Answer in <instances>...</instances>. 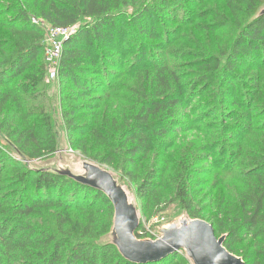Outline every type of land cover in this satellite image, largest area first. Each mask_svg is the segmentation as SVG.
Wrapping results in <instances>:
<instances>
[{
  "label": "trees",
  "instance_id": "obj_1",
  "mask_svg": "<svg viewBox=\"0 0 264 264\" xmlns=\"http://www.w3.org/2000/svg\"><path fill=\"white\" fill-rule=\"evenodd\" d=\"M179 1L184 0H0V130L14 149L26 160L57 151L49 112L41 103L31 105L38 98L43 102L46 96L45 36L40 22L53 27L75 26L62 43L57 76L59 85L63 80L72 85L62 97L70 102L62 112L64 130L71 144L75 135L79 137L74 144L88 160L131 176L128 168L146 158L154 144L169 154L179 146L181 136L193 129L192 123L175 120L176 112L181 108V115L188 118L186 107L199 95L207 105L202 112L207 114L205 118L212 116L215 128L225 132L221 138L214 135L207 147L226 149L230 142L225 136L233 127L228 123L237 116L223 111L224 103L231 97L230 103L238 104L226 80L256 51L264 55V15L250 19L264 0H223V10L209 14L213 20L207 23L210 27L232 22L238 11L248 18L238 27L227 59L213 53L193 56L194 52L186 50L189 59L170 66L156 62L151 52L153 56L158 52L149 50L152 42L148 40L161 37L157 24L160 11ZM133 44L138 47L135 60L126 66L127 76L122 77L109 66L117 64L120 69ZM127 78L131 79L125 86L127 103L110 114L108 102L116 97L119 81L122 85ZM196 88L200 94H195ZM260 109L264 119V102ZM227 115L232 120L224 122ZM87 140L93 149L102 151L90 153ZM180 146L178 158L171 161L172 194L180 208L191 218H207L216 236L226 234L225 248L241 256L245 264H264V143L257 147L259 152L239 145L236 153L248 156L246 168L240 170L242 185L236 201L218 202L216 208H227L219 213L196 209L204 208L197 207L199 183L192 180L199 147ZM117 158L125 169L114 162ZM3 174L7 179H2ZM159 176L156 166L148 170L138 191L147 195ZM2 181H9L11 188L0 194V264H135L124 259L114 245L95 241L111 227L109 213L106 221L96 225L94 234L92 227L71 216L70 210L82 205L83 192H93L94 200L112 208L101 192L51 171L32 170L8 146L0 144V184ZM5 187L1 185L0 191ZM44 216H53L56 225L45 224ZM240 234L253 240L245 255L232 245ZM178 254L143 264H182Z\"/></svg>",
  "mask_w": 264,
  "mask_h": 264
},
{
  "label": "rangeland",
  "instance_id": "obj_2",
  "mask_svg": "<svg viewBox=\"0 0 264 264\" xmlns=\"http://www.w3.org/2000/svg\"><path fill=\"white\" fill-rule=\"evenodd\" d=\"M223 5V0H184L168 5L166 9L160 11V19L157 21L159 26L158 32H160L161 37L159 39L148 40V42H152L149 50L158 52L154 56L151 52V56L158 60L156 62H161L163 64L167 63L170 64V66L189 59L185 57L187 54L185 52L186 50L194 52L195 55L193 56L213 53L223 60L227 59L230 55V48L238 33V27L241 23L246 22L248 18H246L243 11H238L236 16L233 17L235 19H231L232 22L214 27L207 25L208 22H213L209 14L215 11H222ZM225 11L227 12L226 8ZM255 15L256 14L250 17V19H253ZM43 33L45 36L44 30ZM161 43L164 44V47L159 49ZM131 48L133 51L125 55V62L120 69V66L117 64L109 66L112 70L116 69L115 71L117 74H122V77L127 76L125 73L126 66L131 61L133 62L135 60L134 50L138 49V47L136 44H133ZM115 58L119 59L118 56H115ZM39 59L42 60L40 55ZM228 77L226 85L230 89L231 96L234 95L236 97L235 100H238V104H231V97L224 103L223 111H226L230 115L236 114L237 116L235 121L228 123L232 124L233 127L227 131L225 136L230 142V145H228L226 149H212L207 147L214 135H219L221 138L225 135V132L215 128L214 124L216 123L212 116L208 115L209 117L205 118L207 114L204 115L202 112L207 108V105L204 104L205 98L199 95L195 97L193 105L186 107V113H189L188 118H184L181 115L183 111H181V108L176 112L177 116H175L177 119L175 120L179 118L193 125V129L186 131L185 134L181 136L179 146L170 150L169 154H165L163 147L154 144L155 148L152 149L146 158L128 168L129 171L131 170L132 175L127 176L123 175V172L120 170H114V168L106 164L88 160L81 153V148L74 144V140H76L75 142L79 141L78 136L75 135L72 138L71 144L68 134H66L64 130L65 120L62 117L63 108L69 105L70 102L62 101V97L72 89V85L65 80L59 85L57 74L51 79L46 73L43 89L46 96H44L43 102L38 98L35 102H31V105L34 104L35 106L36 103H41L49 112L52 120V129L57 137L58 150L54 154L44 158L30 161L23 160L22 163L34 170L66 168L75 173H81V163L83 161H89L108 169L125 188L129 199L136 207L139 217V226L135 233L140 235V239L148 238L154 240L159 237V228L162 226L177 222L179 218L184 216L191 218L184 209L180 208L178 201L172 194V162L176 161L178 158L182 151L180 144L183 143L184 147H199V153L197 154L196 152L199 158L196 160L197 163L194 167L192 180L199 183L195 190L196 194H199L198 198L195 200V202L197 200L199 201L197 207L204 208L196 209H202L203 211H209L211 213L223 212L224 209L227 208H216V205L219 201L222 202L225 201V199L230 202L237 200L242 185L240 170L246 168L245 164L248 162L245 161L248 156L241 153V151L238 154L236 153L237 150H240V148H238L239 145H243L244 149L259 152V148L257 147L264 143V119L261 113L262 109H260V105L264 102L263 53L260 50L256 51L251 57L248 59L246 58L241 66L234 69L233 76ZM109 78L111 81H114L113 76H109ZM130 81L131 79L127 78L122 85H119L121 82L119 81V90L116 93V97L108 102L110 114L114 113V111L116 112L123 104L126 105L127 100L125 99L127 91L125 86H127ZM200 92V88H196L195 94H200ZM41 97H43V93ZM209 110L210 109H207L208 114ZM110 114L108 113V118H110ZM227 117L229 116L227 115L224 121V117L222 116L224 122H227L226 120H232V118ZM249 126L251 129H248ZM2 138L10 142L5 136V133L0 130V140ZM87 141L86 147L90 153L102 151L100 149H93L91 146L92 143H90L89 140ZM0 144H2L1 141ZM11 146L13 145L11 144ZM253 153L249 154L250 158L253 157ZM221 156L223 157L222 160ZM114 162L122 169L126 168L122 159L117 158ZM154 166H156V170H159L160 176L156 178V184L152 191L147 195H142V192H139L137 187L145 173L148 170H153ZM166 167H168L167 170L163 171ZM5 176L6 174H3L2 179H7ZM8 182L2 181L0 186L6 187L0 191V194L9 192L11 187ZM81 197L82 205L73 207V209L70 210L71 216L81 223L92 227L91 231L92 234H94V232H96V227H98L96 225L106 221L108 213L110 214L109 218L111 216L112 220L113 209L106 205H102L99 200H94L93 192H83ZM11 200H13V198L9 201ZM90 202H92V204H88ZM205 220L207 221V218H205ZM42 221L47 225H56L53 216H44ZM110 230L111 227L106 233L98 236L95 241L102 242L103 244H111ZM217 237H219L218 234ZM252 243L253 240L250 236L246 237L244 234H240L232 245L239 250L240 255H245L250 251ZM176 252L179 253V257L177 258L183 260L182 264H184L185 261L191 264L183 250Z\"/></svg>",
  "mask_w": 264,
  "mask_h": 264
},
{
  "label": "water",
  "instance_id": "obj_3",
  "mask_svg": "<svg viewBox=\"0 0 264 264\" xmlns=\"http://www.w3.org/2000/svg\"><path fill=\"white\" fill-rule=\"evenodd\" d=\"M262 15H264V5L259 8L255 17ZM0 141L2 145L11 149L16 158L21 161L26 160L5 138ZM81 169V173L66 168L42 170L51 171L93 188L109 200L113 208L110 243L128 262L135 264L155 262L171 253L183 250L191 264H245L242 257L225 248L226 234L217 237L212 225L201 218L184 216L177 222L159 228L160 235L154 240L138 238L135 233L139 226L136 207L113 173L89 161H83Z\"/></svg>",
  "mask_w": 264,
  "mask_h": 264
},
{
  "label": "built area",
  "instance_id": "obj_4",
  "mask_svg": "<svg viewBox=\"0 0 264 264\" xmlns=\"http://www.w3.org/2000/svg\"><path fill=\"white\" fill-rule=\"evenodd\" d=\"M45 32V45L43 48L44 61L48 76L53 79L57 74L58 63L61 56L63 41L72 35L75 26L53 27L40 22Z\"/></svg>",
  "mask_w": 264,
  "mask_h": 264
}]
</instances>
